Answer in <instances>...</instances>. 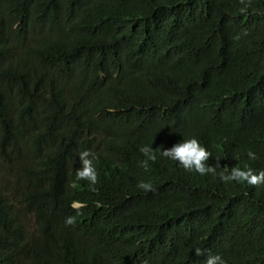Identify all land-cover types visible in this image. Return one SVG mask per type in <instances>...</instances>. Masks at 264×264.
<instances>
[{"label": "trees", "instance_id": "1", "mask_svg": "<svg viewBox=\"0 0 264 264\" xmlns=\"http://www.w3.org/2000/svg\"><path fill=\"white\" fill-rule=\"evenodd\" d=\"M190 138L216 174L160 154ZM225 166L264 170V0H0V264H264Z\"/></svg>", "mask_w": 264, "mask_h": 264}, {"label": "clouds", "instance_id": "2", "mask_svg": "<svg viewBox=\"0 0 264 264\" xmlns=\"http://www.w3.org/2000/svg\"><path fill=\"white\" fill-rule=\"evenodd\" d=\"M241 3L244 4V10H247L251 6V0H241ZM246 34V32H245ZM239 38V37H237ZM140 151L144 156L147 157V160L141 162L143 167H147V161H155L156 153L150 146H143L140 148ZM162 156L169 159L178 161L186 170L196 171L200 175H205L208 173L216 174V167L219 166L217 162L216 165H209L207 161L209 160L211 153L203 147L196 138H190L186 140H181L180 142L175 143L170 148H165L160 153ZM81 167L76 169V177L79 180H87L89 182L90 190L96 191L94 185L98 182V174L93 165L94 154L90 150H83L78 153ZM248 156L250 159H256V154L249 150ZM227 172V167L225 170L219 173L221 180L227 182L235 180L237 182L244 181L246 182L245 186L250 188H256L264 184V170L254 171L251 168L241 169L237 167H232L230 173ZM138 187L145 192L154 191L152 185L146 182H140ZM73 208L78 209L83 206L80 204H73ZM65 223L72 225L75 223L73 217H68L65 220ZM197 255H203V252L200 249L196 250ZM205 264H225V261L219 256H209Z\"/></svg>", "mask_w": 264, "mask_h": 264}]
</instances>
